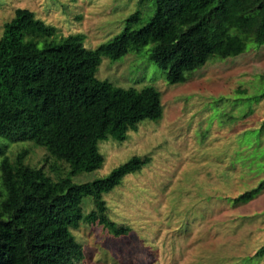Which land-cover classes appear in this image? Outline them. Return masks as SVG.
Returning <instances> with one entry per match:
<instances>
[{
  "label": "rangeland",
  "instance_id": "rangeland-1",
  "mask_svg": "<svg viewBox=\"0 0 264 264\" xmlns=\"http://www.w3.org/2000/svg\"><path fill=\"white\" fill-rule=\"evenodd\" d=\"M151 8L152 0H0V36L14 10L26 9L54 27L56 39L80 34L94 49L118 35L134 11L142 21L133 29L142 26ZM148 48L100 58L97 66L100 82L155 88L161 116L127 132L124 142H99L102 166L71 177L86 183L131 157L151 159L102 196L107 218L125 234L79 225L72 231L82 250L76 264H247L264 246V190L246 194L264 183V45L247 42L239 56L210 58L175 85L148 60ZM1 148L8 160L27 148L29 165L54 178L42 149L0 138ZM89 199L83 215L92 209ZM250 264H264V252Z\"/></svg>",
  "mask_w": 264,
  "mask_h": 264
},
{
  "label": "trees",
  "instance_id": "trees-1",
  "mask_svg": "<svg viewBox=\"0 0 264 264\" xmlns=\"http://www.w3.org/2000/svg\"><path fill=\"white\" fill-rule=\"evenodd\" d=\"M141 21L134 11L118 35L94 49L83 46L80 34L56 39L55 28L30 10L15 9L4 24L0 138L42 149L54 178L29 165L27 148L9 160L0 149V264H76L82 250L72 231L81 224L125 234L107 218L102 196L151 159L131 157L86 183H72L71 177L102 166L99 142H124L140 123L158 120L160 96L153 87L122 89L100 82L95 78L100 58L115 61L149 47L148 60L175 85L210 58L239 56L247 42L264 45V0H152L147 22L133 29ZM263 188L261 183L246 194L254 197ZM86 198L92 209L83 215ZM263 252L264 246L246 263Z\"/></svg>",
  "mask_w": 264,
  "mask_h": 264
}]
</instances>
